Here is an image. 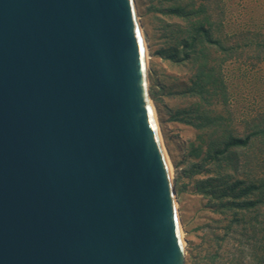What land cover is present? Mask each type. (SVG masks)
<instances>
[{
	"label": "water",
	"instance_id": "95a60500",
	"mask_svg": "<svg viewBox=\"0 0 264 264\" xmlns=\"http://www.w3.org/2000/svg\"><path fill=\"white\" fill-rule=\"evenodd\" d=\"M135 0H0V264H185Z\"/></svg>",
	"mask_w": 264,
	"mask_h": 264
},
{
	"label": "rangeland",
	"instance_id": "374dc122",
	"mask_svg": "<svg viewBox=\"0 0 264 264\" xmlns=\"http://www.w3.org/2000/svg\"><path fill=\"white\" fill-rule=\"evenodd\" d=\"M135 2L149 62L151 100L173 169L176 206L186 249L185 264H201L198 259L200 252L211 236V230L221 227L222 218L213 202L197 192L194 178L190 175L195 171L192 161L200 159L190 155L192 146H203L205 150L212 140L218 139L220 128L206 127L201 123L199 125L203 128H196L175 119L176 111L191 109L197 101L186 90L192 75L189 65L168 58L169 49L178 43V36L173 33L174 26L181 20L165 10L171 2ZM206 3L208 12L221 26L219 31L223 35L240 40L244 35H264V0H207ZM251 50L243 56L225 60L219 68L227 87L226 103L202 104L207 110L215 109L218 115L226 118L227 125L231 124L242 134L247 125L260 124L264 120V57ZM230 115L233 120H229ZM246 156L241 162L256 165L257 171L262 173L264 155L254 150ZM246 168L247 172L249 166L246 165ZM225 245L230 247L234 243L228 241L224 248Z\"/></svg>",
	"mask_w": 264,
	"mask_h": 264
},
{
	"label": "trees",
	"instance_id": "16d2710c",
	"mask_svg": "<svg viewBox=\"0 0 264 264\" xmlns=\"http://www.w3.org/2000/svg\"><path fill=\"white\" fill-rule=\"evenodd\" d=\"M163 1L171 2L165 10L181 20L174 26L178 43L169 49L168 58L189 65L192 75L186 90L197 98L191 109L176 111L175 119L196 128H203L200 123L218 126L221 133L205 150L203 146L191 148L190 156L200 160L192 161L195 171L190 177L197 192L213 202L222 218L221 227L211 230L198 259L201 264H264V167L261 173L256 165L246 164V172L241 162L254 150L264 155V120L247 125L242 134L215 109L202 105L226 103L221 64L250 49L264 57V35H244L241 40L223 35L208 12L207 0ZM231 115L229 120H233ZM228 241L234 246L224 248Z\"/></svg>",
	"mask_w": 264,
	"mask_h": 264
},
{
	"label": "bare ground",
	"instance_id": "6f19581e",
	"mask_svg": "<svg viewBox=\"0 0 264 264\" xmlns=\"http://www.w3.org/2000/svg\"><path fill=\"white\" fill-rule=\"evenodd\" d=\"M169 165H170V162H169ZM170 171H171V176L173 178V169H172V166L170 165ZM182 233V232H181ZM183 235V234H182ZM182 241H183V244L185 245V242H184V239H183V236H182Z\"/></svg>",
	"mask_w": 264,
	"mask_h": 264
}]
</instances>
